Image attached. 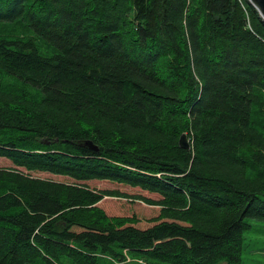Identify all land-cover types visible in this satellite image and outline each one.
<instances>
[{"label":"trees","instance_id":"1","mask_svg":"<svg viewBox=\"0 0 264 264\" xmlns=\"http://www.w3.org/2000/svg\"><path fill=\"white\" fill-rule=\"evenodd\" d=\"M0 22V264H241L248 220L264 222L249 1L0 0ZM89 182L158 213L109 216L98 204L126 196Z\"/></svg>","mask_w":264,"mask_h":264},{"label":"rangeland","instance_id":"2","mask_svg":"<svg viewBox=\"0 0 264 264\" xmlns=\"http://www.w3.org/2000/svg\"><path fill=\"white\" fill-rule=\"evenodd\" d=\"M5 24V25H4ZM1 26H8L11 28V23L0 22ZM11 34H17L16 31H11ZM43 54V50L41 51ZM259 96V101L261 95ZM258 103H254L252 107L251 118L255 123L259 131L264 132V120L260 116ZM12 165L6 160H0V167H11ZM34 177L44 179H55L59 181H67L66 178L53 177L43 173H31ZM88 185L91 188L97 190H105L110 192H118L126 196V198H104L98 205L101 207L109 216H120V215H134L139 219V226H147V221L156 216L158 209L156 207H149L145 203L133 199L138 195H145L146 193L140 192L138 189H132L122 185L107 183V182H89ZM248 228L242 234V247H241V264H264V222L256 220H248ZM120 254L124 256L123 261H119L115 256L105 255L100 258L101 264H143L135 256H132L125 250H118ZM36 264H44L42 261H38ZM145 264V263H144Z\"/></svg>","mask_w":264,"mask_h":264},{"label":"water","instance_id":"3","mask_svg":"<svg viewBox=\"0 0 264 264\" xmlns=\"http://www.w3.org/2000/svg\"><path fill=\"white\" fill-rule=\"evenodd\" d=\"M249 3L257 10L259 16L264 20V0H248ZM93 150L95 147L90 146ZM179 147L182 149H189V143L185 134L181 135L179 139Z\"/></svg>","mask_w":264,"mask_h":264}]
</instances>
